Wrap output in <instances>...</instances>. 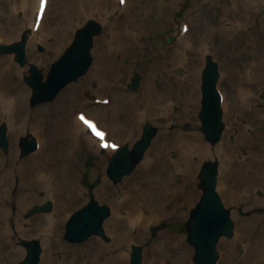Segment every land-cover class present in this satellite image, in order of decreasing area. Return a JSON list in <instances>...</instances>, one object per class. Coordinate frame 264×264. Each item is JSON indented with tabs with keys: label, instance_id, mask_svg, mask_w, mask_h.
Returning <instances> with one entry per match:
<instances>
[{
	"label": "bare ground",
	"instance_id": "obj_1",
	"mask_svg": "<svg viewBox=\"0 0 264 264\" xmlns=\"http://www.w3.org/2000/svg\"><path fill=\"white\" fill-rule=\"evenodd\" d=\"M51 1L49 0L41 27L37 32L33 30L31 32V54H36L32 47L34 41L42 40L41 32L51 7ZM112 1L103 0L107 11H109ZM71 2L73 0H58L57 8H60L61 13L66 15V10L69 9ZM85 2L86 5L91 4V7L93 0L91 3L90 1ZM158 3L162 12H171L175 7L176 0H158ZM81 4V1H75L76 7ZM131 4L132 1L127 0L124 8L125 14L122 17L126 21L120 19L112 23L107 20L109 33L99 40L98 60L94 68L91 69V73L74 88H71L51 108L35 112L39 122L49 119L53 121L52 125L57 133L60 131L64 136L68 135L72 138V150L79 142V135L82 136V131L86 129V126L77 117L70 123L61 124L59 122L62 119V110L72 111L74 109L73 105L71 106L65 100L69 98L74 102L79 101L76 90L81 89L90 79L100 80L98 92L107 90L109 82L125 79L135 64L148 54L151 44L146 38L150 37V29L153 27V24L144 16L148 5L142 0H138L134 14L130 17ZM38 5L39 0H31V6L24 4L25 9H28L27 11H30L31 14V26L35 21ZM207 5L222 8L223 14L219 22L215 24L201 21L200 32L194 45L189 44L193 31V25H191L185 36H179L178 42L172 47L171 52L164 51V55L162 54L160 58L148 63L151 75L163 74L170 90L167 94L162 95L159 90L153 87L152 83L149 86L146 83L144 90L141 89L139 94L134 95V97H138H136L137 100L130 99V102L123 100L122 103L126 104L125 109L128 112L122 123L125 127L131 124L127 127L129 132L126 137L133 138L138 132V122L134 120V112L140 114L139 105L148 104L142 121L145 116L150 114V106L154 101H156L157 110L152 109L151 113L159 111V115L161 113L168 121L171 120L175 113L170 107L169 100L173 96L181 97L183 102L180 116L182 121L193 117L198 105L197 98L193 97L194 92L191 90L190 84L183 80L172 79L170 66L175 63L186 64L192 69L191 77L195 78L197 75L195 69L198 70L201 54L214 49L218 52V46L210 45L209 42L212 32H219L223 36L222 40L227 49L224 55L227 60L223 65L224 80L227 77L230 82L236 85L242 101L234 113L243 114L247 117L248 123L242 127L234 145L229 144L227 140L221 144L227 146L229 151L226 157L218 155L215 161L220 163L222 169L223 196L235 205L243 201L247 206H255L257 203H264V197L260 198L253 194L256 188L264 189V108L258 107L257 97L254 93V90L259 89L264 82V5L261 4V0H233L232 7L226 6L223 0H208ZM116 6L117 2L113 8L115 9ZM253 16H260V26L246 33L245 43L237 47L235 35L239 31L241 23L250 21ZM105 18H108V13ZM2 32L0 28V37L5 38ZM6 38L8 40L9 36ZM58 38L61 44L64 36L59 35ZM58 48L57 45L51 46L52 50L49 49L50 51L43 55L42 59H37L39 64H45L49 56L58 52ZM233 53L244 55L241 65L228 63V56ZM117 55H120V60L116 58ZM20 72L21 70L17 69L13 62V54L0 58V121L3 119L8 121L14 140L23 129L29 127L26 115H22L27 103L28 91L24 84L17 80ZM184 93L185 97H182L181 94ZM229 113L228 109L226 119L232 127L236 122ZM39 122L33 123L32 129L40 136L42 129H40ZM191 127L192 125L189 129L172 132L168 128H164L158 137L162 148L152 158L145 160L135 174L128 177L121 186L115 189L109 187L107 180H104L101 186L96 189L99 197L107 196L111 200L115 210V214L106 222L107 230L112 235V241L106 243L101 238H93L83 247V249L90 250L87 259L79 257L78 248L72 249L63 261H58L56 257L50 255V252L55 248L66 249V245L61 240L63 223L70 212L71 202L84 197L85 191L80 184L79 175L73 171L74 159L64 156L72 163L67 171L68 178H66L64 165L59 162L58 156H51L52 153H48V148L43 150V144L39 151L31 154V159L15 158L13 157L15 152L7 158L0 156V238L9 239L11 231L8 229V223L15 221L19 231L24 234H39L47 245V254L43 259V264H128L130 255L128 244L130 246L133 241L130 235L133 229L138 231V236H141L147 224L151 220H158V217L163 214L180 222L186 216L187 208L199 196L196 187L199 163L203 158L215 154L217 147L211 148L207 145L203 141L201 133ZM128 128H132V132ZM87 145L91 150L100 149L98 140L94 137H88ZM241 147H246L249 150V155L235 158V153ZM54 150L55 147L51 145L50 151ZM219 151L220 148L218 154ZM100 172V168L94 169L92 176H97ZM17 176L21 177V181L15 185ZM14 186L17 190L16 195L12 194ZM40 188L45 189V197L42 198V201L45 198L57 199L55 211L41 214L31 220H24L22 213L29 204L39 199L37 192ZM61 195L64 198L59 197ZM121 195H123L122 198H120ZM15 204L17 212L13 215L11 210ZM123 204L132 205L130 215L127 217L120 213V209L124 208H120ZM142 204L155 207L145 217H141L138 222H135L134 217L140 216ZM27 222L29 227L24 226ZM123 223H125V227ZM255 226L261 227V230L255 232ZM238 228L237 237L233 241L225 243L228 247V255L219 264H264V212H255L248 223L241 222ZM2 245L5 246V243L2 242ZM242 247L245 248V254L239 257L238 248ZM7 253L9 254L8 264H13L15 257L22 254V249L17 248ZM146 254L148 258L146 264H163V260L169 257L173 259V264H190L191 249L185 244L183 235L179 231L167 229L163 238L155 241L147 249Z\"/></svg>",
	"mask_w": 264,
	"mask_h": 264
},
{
	"label": "rangeland",
	"instance_id": "obj_2",
	"mask_svg": "<svg viewBox=\"0 0 264 264\" xmlns=\"http://www.w3.org/2000/svg\"><path fill=\"white\" fill-rule=\"evenodd\" d=\"M75 1L76 0H73V2H71L72 4H70L69 9L66 10V15H64L61 13L60 8H57L58 0H52L51 1V7L49 9L48 15H47L46 20H45V27H44L43 32H42L43 40L37 41L33 45V50L36 52V54H31V50H32V49L30 50V47H31L30 44L31 43L30 42L28 43L27 58L30 62H34L37 64H38L37 58H42V55H45V54H47L48 51L52 50V49H50L51 46H53V45L59 46L58 52H55L51 56H49L48 61L44 65L40 66L43 68V71L45 73H47V71L49 70L51 63L56 58H58L61 55V53L64 51V49L71 43V41L74 37L75 30L83 22H85L89 17L96 18L97 20L101 21L105 26V29L102 32V34H100V36L95 39V45L93 48L94 63H93L91 68H93L95 66V63L97 62V58H98L97 50H99L100 38L105 36V35H108V33H109L108 28H107L108 27L107 26V20H109L112 23L119 21L120 19H124V21H126L125 18H122L125 13L124 12H118L117 7L115 9L113 8V6L116 4L117 0L112 1V5L109 7V11H107V8H106L105 4L103 3V0H93L91 7H90L91 4L90 5L85 4L86 3L85 1H90V3H91V0H78V1H81L82 4H81V6L77 5V7L75 5ZM131 1H132V4H131L130 10H129V13H131L129 15L130 17L134 14L138 0H131ZM142 1L148 5V9L144 12V16L147 20H149L151 22V24H153V27L150 29V33H149L150 37L146 38V39H148L147 41L151 44V46L148 49V54L145 55L140 61H138L137 64H135L132 72L128 75L127 79L121 80L120 82H118V84L111 85L108 90L101 93L102 95L107 94V95L111 96L112 103L110 105H108V104L106 106L94 105V103H92V101L90 102V100L88 98H85V94L83 95V93L88 88L94 89V86H99L100 85L99 79H91L86 84H84L82 87L83 88L82 93L80 95V100L83 101V103L85 105H88L86 107V109H87L89 114L93 113V114L99 115L100 117H103L102 119L105 122L109 121L112 124H117V122L115 120H113L111 117L108 118V116H109L108 111L111 108L114 110H115V108H117L116 111L118 112V115L120 117H124L126 115V113L128 112V110L125 109L126 104L122 103L124 98H128L129 102H130V99H132V100L134 99L133 91L128 90L126 88L129 84V82L131 81L134 74L139 73L141 75V77H142L141 78V87L143 86V84L148 83L147 86H149L152 83L154 88L161 91V93H163V94H167V92L170 90V86L166 82L167 79L165 78V76L163 74L155 73V74L151 75L148 63L153 62L157 58H160L162 56V54L164 55V51H167V52L172 51V47L175 44H177L178 39H179V28H180V21L182 20V17L190 18L191 23L193 25V33L190 37V41H195L197 35L200 32L199 31V25H201L202 22H205V23L213 22V23L217 24L219 22L220 18L222 17V14H223L222 8L220 6L209 7L206 3L207 0H176L175 8L171 12H168V11L162 12L161 8L159 6L158 0H142ZM223 1H224V4L227 5L228 7L233 6L232 0H223ZM186 3H188V6H185ZM261 4L264 5V0L261 1ZM1 8L3 9L5 17H6V15L9 14L10 9H11L10 1L4 0L1 3ZM16 8H18V4L16 5ZM106 13H108L107 19L105 18ZM180 13H182L183 15H180ZM30 16H31L30 11L24 10L23 8L20 10H16V13H14V19H16V22H18V25H16L17 32L15 33V35H14L15 37L13 38V40L16 38H19L25 30L30 28ZM9 23H10L9 19L3 18V24H4L5 28L9 25ZM259 26H260V16H253L250 21L242 22L241 26L239 27V31L235 35L236 41L238 40L237 45L240 46L244 43V39L242 37L244 33L251 32V31H253L254 27H259ZM59 35L64 36L61 44L59 43V38H58ZM222 37L223 36L219 32H217V31L212 32L210 43H211V45L216 44V46H219L218 50L220 53H218L215 50H211V51H207V52L203 53L201 55V60L199 62L198 70L195 69V71L197 72V75L195 78L191 77L192 69L185 64L175 63V64H172L170 66L172 79L175 80V79L179 78L181 80H184L187 84H190V88L194 92L193 97L197 98L198 105L195 108V111L193 113V117H189L186 119L185 122H183L182 119H180L181 111L183 108V102L181 100V97L173 96V98H171L169 100V103H170L171 108L173 110H175L176 116H174L170 121H168L165 116L159 115L158 111L151 114L152 109H154L155 105H156V101H154L153 104L151 105L152 108L150 106V115L144 121L145 122L151 121V122L155 123V125H158L160 127L159 134L163 131L164 128H168V130L170 132H172L175 130L178 131V130H182V129H189L190 126L192 125L191 128L193 130L201 133L202 139L207 145L214 146V144H211L204 139V135H203L202 129H201L202 124H201V121L199 119L198 112L200 109V102H201V97H202V91H201L202 71H203V67L205 65L206 53L213 54L215 56V59L220 63V66H222L223 59L225 60V62L227 60V57H224V55L226 53V49L224 48V43H223ZM192 43H194V42H192ZM192 43L190 42V45H192ZM40 46H43L44 50H40ZM5 55L6 54L1 55L0 58L2 56H5ZM116 58L118 60H120V55H117ZM242 61H243V59H242L241 55H233L232 54V55L228 56V63L229 62L231 64H237L238 63L240 65L242 63ZM13 62L17 66V69L21 70V72L17 76V80L22 82L28 91L27 96H26L27 103L25 106V110H23V112H22V115L23 116L26 115L30 119L31 115L34 113L35 110H38L42 107L44 108V110H48L49 108H51L53 106V103L49 104V105H46L48 103H45L42 105H38L34 108L30 107L29 98L31 95V88L24 81V76L26 74H29V65L20 66L14 60H13ZM180 67H183L185 70L184 75H182V76H180L176 73V70ZM221 70L223 71L222 68H221ZM87 75H89V74L87 73ZM87 75H85L84 77H81L78 81L69 84L65 89H63L60 92L57 99L60 96H62L63 93L70 91L71 86H74L75 84L79 83ZM222 84L225 86L224 91H225V94L228 98L229 103L232 106L236 107V105L240 102V98L238 96L237 90L232 88V82H230L228 79H226L225 84L224 83H222ZM174 85H176V84L174 83ZM80 91H81V89L79 90V92ZM93 92H97V90L96 91L91 90V93H93ZM260 93H261V91H258V95ZM181 96L185 97V93L181 94ZM117 101H118V103H117ZM49 103H51V102H49ZM113 105H115V106L112 107ZM147 105H139L138 109H140L142 106L143 107L145 106V108H146ZM74 106L76 107L78 105L73 104V107ZM81 108H82V106L80 108H75L71 112V114L72 113L75 114V112L77 110H80ZM66 112H68V111H66ZM66 112L64 113V116H66V114H67ZM71 114L69 113L70 118L68 116H66V118H62L60 123L65 124L69 120H72ZM62 115H63V113H62ZM136 116H137V114H135V112H134V118ZM107 118H108V120H107ZM235 119L240 124H246L247 123V118L243 117L241 115L236 116ZM2 121L7 122V120H5V119ZM99 121L103 124V122L100 119H99ZM0 124H1V121H0ZM52 124H53V121H51L49 123H47V121H45L44 126L42 128V134L44 137L43 150H47V148H48L49 149L48 153H52V155L59 157L61 164L64 165L65 177L68 178L67 171L71 167L72 163L70 162V159L66 160L64 158V156L71 157L73 159L72 146H71L72 138L68 135L58 136L57 131L54 128V125H52ZM120 126L127 128L120 121L117 124V127L115 129L116 132L121 130ZM228 129H229V123H228L227 131H228ZM30 130H32V129L27 128L26 130H23L22 133L24 134ZM110 130H111V128H110ZM111 132H112V134H114V132L112 130H111ZM238 132H239L238 127H233L229 133L226 132L225 138H228L227 141L229 142V144L235 143L236 136H237ZM82 134H83V136H81L80 138L82 140H84V138H86V136L83 132H82ZM159 134H158V137H159ZM158 137L155 139L154 145L150 149L151 154L154 153L155 151L158 152L162 148V145L157 143ZM10 139H11V136H10ZM51 145H53L55 147V150L53 152L50 151ZM82 146H85V147L80 148V150H79L80 155L77 157V163H78L77 169L78 170L76 172H78L77 174L79 175L80 184L82 186H84V191H85L84 194L85 195L82 199L71 202L70 208H73V209L79 208L80 206H82L89 199V193L91 191H96V189L99 186H101V184L104 182V180H107L111 189L112 188L114 189V188L120 186L128 177L135 174V172L138 170V168H137L132 174L126 176L123 179V181H121L118 184H114L113 181H111L106 175V168H107L110 157L108 158L107 155L100 154L98 151H93V150L91 151V149L89 148V146L87 144H82ZM14 148L16 149L17 157L21 158L20 152H19L18 137H17L15 143L12 141V147L10 149V152L8 153L9 155L12 154ZM0 149H1L0 150L1 154L4 155V152H3L1 147H0ZM224 149L227 150L226 147H224ZM244 151H247V150L244 147H241L240 153L242 154ZM90 155L94 156L92 166L87 165V160H88V157ZM28 157L29 156H26V157L21 158V159H25ZM211 157H213V156H207V157L203 158L199 163V167H198V170L196 173V179H197L196 187H197V190L199 191V196L188 207L187 216L185 218H183L182 221L177 222L173 219L168 218V216L166 214H163L158 220H152L149 223V225L144 228L143 235L137 237L138 234H136V233H138V231L137 230L132 231V235L135 234V235H133L136 238L135 241H137L143 245V248H144L143 264H145L148 261V258L146 256V252H145V248H150L154 244L155 241L163 238L164 232L167 229H175L183 235V239L185 241V244L191 249L190 264H193L194 249L191 245L188 244V242L186 240L187 232H186V228H185V223L188 219L187 217L189 215V211H190L191 207L199 199V197L202 193V191L199 187V183H200V180L198 178L199 169H200L203 161L208 159V158H211ZM107 158H108V160H107ZM102 161H104V165H105L103 167V170L97 176H92L91 175L92 169L99 167V165L102 163ZM97 179H100V184L97 187H95L94 189H91V184ZM85 181H89V182L85 184ZM219 181H220L219 191H220L222 198L225 201L226 205L228 207H230L232 210V216L235 219L236 228H235V235L233 238H231V239L224 238L221 240V242L219 244L220 259H219L217 264H219L225 258V256L228 255V247L226 246L225 243L233 241L236 238V236L238 234L239 224L241 222L248 223L249 219L251 218V216L255 212H264V203H258V204H255V206H253V205L247 206L243 201H241L237 205L228 201L223 196V193L221 190L222 178ZM16 191H17L16 189H13L12 192L16 194ZM43 191L44 190L41 189L38 192V194L41 198H43V196L45 194ZM254 195L257 197H264V189L257 188L254 191ZM122 197H123V195L120 196V198H122ZM98 199L102 202L109 204L112 208V214H114L112 202L108 197L105 196V197H100ZM40 202H42L40 199L35 200L34 202H32L27 207L26 211L23 212V214H22V217L24 220L32 219V218H35L37 216V215H35L33 217L26 218V213H27L28 208L31 207L34 203H40ZM125 205L130 206L129 204H125ZM154 207L155 206L150 207V209L152 210V209H154ZM16 210H17L16 206L13 205L12 214H15ZM40 214H43V213H40ZM40 214H38V215H40ZM161 223H164L165 226L162 229L158 230L159 232H158L157 237L152 240L150 228L152 226L160 225ZM25 226L26 227L29 226L28 222L25 224ZM9 228L11 229V235L9 237V242L11 245H7L6 248H4L2 243H1L2 240H0V264H7L6 263V260H7V251L6 250H13V249L23 247L18 242L17 236H18L19 232L15 230L16 225L14 223H10ZM105 228H106V225H105ZM254 230H255V232H259L261 230V228L258 226H255ZM63 234H64V226H63V233H62V241L64 244L67 245V251L52 250L51 251V257L53 256V257H56V259L58 261H63L65 259V257L68 255V253L74 248H78L79 257L85 258V259H87L89 257L90 250L89 249H83V247L86 244H88L91 241V239L94 237L89 238L85 242L73 244V243L66 241L64 239ZM107 235L109 236V239H106V241L110 242L111 241V235L108 234V232H107ZM30 236H37L38 238H40L42 240V238L38 235H30ZM238 250H239L238 256L244 255V251H245L244 247H242L240 249L238 248ZM25 252H26V250L24 248V252L21 255H17L15 257L14 264H16L20 259H22L25 256ZM45 253H46V250H45ZM163 263L164 264H173V260L171 257H169L167 259H164Z\"/></svg>",
	"mask_w": 264,
	"mask_h": 264
},
{
	"label": "water",
	"instance_id": "obj_3",
	"mask_svg": "<svg viewBox=\"0 0 264 264\" xmlns=\"http://www.w3.org/2000/svg\"><path fill=\"white\" fill-rule=\"evenodd\" d=\"M101 30V25L90 21L84 28L78 31L74 44L67 49L66 54L58 60L47 82H43L41 72L32 68L33 75L28 82L34 88L33 103L46 101L54 97L58 91L69 82L84 74L91 63L90 49L94 35ZM18 50V59L24 61V51L20 52L22 43L14 46ZM4 50L0 49V53ZM217 70L209 66L204 75V99L200 116L204 123V131L207 138L216 141L223 126L221 122L220 103L216 94ZM4 132H1V141ZM149 138L139 143L137 152L141 153ZM26 150L30 151V141L25 140ZM140 157H133L124 152L117 153L113 158L112 169L115 171L114 179H121L122 175L130 172ZM202 187L204 194L197 207L192 211L188 222L189 241L197 248L195 260L197 264H211L215 257V246L222 235L230 234L233 230V222L230 219V211L226 210L215 191L217 183V168L212 162L205 163L202 173ZM108 213V207L98 206L96 201L87 204L69 220L67 224L66 238L70 241H82L93 234H104L103 221ZM29 255L20 264H38V244L29 245ZM139 249L134 254L133 264H140Z\"/></svg>",
	"mask_w": 264,
	"mask_h": 264
},
{
	"label": "snow or ice",
	"instance_id": "obj_4",
	"mask_svg": "<svg viewBox=\"0 0 264 264\" xmlns=\"http://www.w3.org/2000/svg\"><path fill=\"white\" fill-rule=\"evenodd\" d=\"M82 120H84L85 124H88V126L92 129V131L97 135L100 136L101 139H103V133H100L96 130L95 126L93 124H91L89 121L85 120V118L82 116L81 117ZM107 146V145H105Z\"/></svg>",
	"mask_w": 264,
	"mask_h": 264
}]
</instances>
